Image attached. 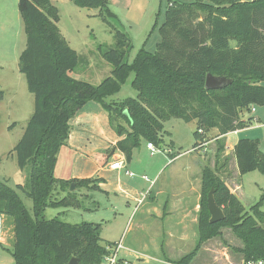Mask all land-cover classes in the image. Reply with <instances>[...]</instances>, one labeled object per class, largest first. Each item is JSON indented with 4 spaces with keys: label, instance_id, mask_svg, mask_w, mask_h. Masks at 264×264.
Listing matches in <instances>:
<instances>
[{
    "label": "trees",
    "instance_id": "trees-1",
    "mask_svg": "<svg viewBox=\"0 0 264 264\" xmlns=\"http://www.w3.org/2000/svg\"><path fill=\"white\" fill-rule=\"evenodd\" d=\"M72 1L79 8L100 9L98 16L113 29L115 47L101 50L113 67L112 75L98 86L72 78L79 55L61 33L58 8L52 0H19L27 35L20 68L34 95L35 109L12 152L18 167L27 173V181L14 189L0 180V215L12 222L14 264H70L72 259L78 264H102L117 246L103 242L101 225H72L44 216L48 208H80L77 189L101 190L98 178L63 180L54 174L59 153L68 144L71 123L88 103L101 106L107 113L112 129L124 138L115 149L129 162L143 142L160 147L163 122L169 118L196 121L198 149L212 130L225 137L250 128L251 119L242 120V111L264 105V0L246 4L233 0H168L155 53L142 49L132 64L127 62L131 42L111 22L117 20L108 0ZM131 74L135 75L132 87L138 91V98L110 100ZM209 74L225 77L232 85L208 91ZM4 96L0 91V101ZM234 155L240 176L264 171L258 140L240 139ZM201 184L199 240L195 250L177 264H191L204 243L219 237L223 228L231 229L243 242V248L237 251L244 260L264 259V196L247 212L217 171L205 168ZM212 190L225 214V219L216 224H211L208 209ZM55 192L66 196L54 198ZM21 195L32 200L31 212Z\"/></svg>",
    "mask_w": 264,
    "mask_h": 264
},
{
    "label": "rangeland",
    "instance_id": "rangeland-1",
    "mask_svg": "<svg viewBox=\"0 0 264 264\" xmlns=\"http://www.w3.org/2000/svg\"><path fill=\"white\" fill-rule=\"evenodd\" d=\"M53 1L60 10L58 26L61 33L79 55V64L70 76L94 86L100 85L112 75L113 67L103 58L101 50L115 47L113 29L98 16L100 9L79 8L72 0ZM108 2L109 10L117 20L111 22L131 42L127 62L132 64L142 49L154 54L161 41L160 28L166 18L168 0H108ZM231 45L235 46L234 43ZM26 47L27 35L20 16L18 0L0 1V91L5 94L4 99L0 101V180L14 189L19 183L23 185L26 183L27 173L18 167L17 157L12 152L23 137L35 109L34 95L29 92L27 79L20 68V57ZM134 78L135 75L131 74L120 92L110 100L120 102L128 98L137 99L138 91L132 87ZM253 109L256 112H252ZM241 118L244 121L251 119L252 127L239 131L237 135L230 133L220 141L212 130L205 135L208 145L200 146L198 149H195L194 137L197 130L196 121L186 123L180 119L169 118L163 122L164 128L160 134L163 142L157 147L159 153L151 156L146 149V143H142L129 162L130 171L136 177L127 176L124 181L135 186L144 199L151 188V183L158 179L157 188L168 194L156 199L155 205L162 216L153 219L155 224L151 229L156 233L157 239L165 244V247L162 245V249H164L163 258L166 260L171 259L176 263L182 256L190 254L196 248L199 240L196 219L198 221L201 177L205 168L217 171L230 185L232 192L239 190L240 187L239 199L247 212L262 200L264 171L259 169L243 176H236L234 151L229 153L226 149L228 152L226 154L225 147L232 150L240 139L258 140L264 154V105H255L243 110ZM122 124L127 128L124 123ZM176 157L178 158L173 164ZM226 160L227 164H225ZM54 174L59 178L56 169ZM144 176L148 177L149 182L142 178ZM21 196L31 212L32 200L24 195ZM54 196L62 199L66 194L55 192ZM76 197L81 203L80 208H48L44 214L45 218L47 220L58 218L72 225L83 223L101 225L100 236L103 242H119L124 238L126 248L131 245L134 250H138V255L128 249H122L119 253L120 257L126 258L125 260L132 264H175L157 257L159 253L151 244L140 242L136 238L135 215L140 209L139 207L135 212L137 203L87 188L77 189ZM150 198L151 193L143 201L142 207L145 205L149 207L152 203ZM166 202L168 206L164 209ZM173 202H179L178 212L173 208L169 210ZM170 211L172 216L177 213L186 215V223L175 228H173L174 221L169 222L168 225L166 218ZM261 211L264 212V203ZM1 216L5 221V237L4 242L0 243V264H14L12 252L15 241L13 237L9 238L12 222L6 216ZM169 230L173 236L177 233L178 236L184 234L185 241L181 242V238L178 242L175 241V238L167 234ZM221 233L219 237L204 243L198 252V257L191 264L241 263L243 256L237 250L243 248V242L229 228H223ZM172 246L180 253H172L170 249Z\"/></svg>",
    "mask_w": 264,
    "mask_h": 264
},
{
    "label": "crops",
    "instance_id": "crops-1",
    "mask_svg": "<svg viewBox=\"0 0 264 264\" xmlns=\"http://www.w3.org/2000/svg\"><path fill=\"white\" fill-rule=\"evenodd\" d=\"M52 3L58 8V6L54 3L53 0H52ZM18 8H19V0H18ZM254 112H256V110ZM71 125H72V131H71V134L68 140V144L66 147H63L61 149L59 156H58V160H57L56 172L59 173L60 175L59 179L82 180V179L98 178L100 179L99 187L101 189L99 192H103L104 194L108 196L114 195L117 197H122L128 202L132 201V202L137 203L135 212L137 211L139 207L140 209L137 212V215H135V218L137 220L136 238L139 239L140 242H146V243L148 242L149 244H151L154 250L159 253L157 257H160L161 259L168 261L169 263H175L171 259L166 260L165 258H163L164 249H162V245H164L165 247V244H163L162 240L157 239V235L154 231H151V229L154 228V224H155L154 223L155 221L153 219L155 217L161 218L162 216V213H160L155 203L159 198L168 195L167 193H164L163 191L157 188L159 179L156 182L154 181L151 183V188L147 194L148 196L151 193L150 200L152 203L149 205V207H147V205L142 207L143 201L146 200L147 196L144 199L142 197V194L139 191H137L135 186L129 184L130 182L127 183L126 181H124L125 177H127V175L125 174L126 170L128 171L131 170L130 164H129V161L126 159V156L119 150L115 149L118 142H120L124 138L119 137L117 133L112 129V127L110 126L109 117L107 113L102 109V107L92 102L88 103L83 109H81L76 114ZM251 125H252V122H251ZM213 132H215L218 141L225 139V137H219L218 130H213ZM238 133L239 131L234 132L235 135H237ZM143 143H146V142H143ZM204 143H206L205 139H204ZM237 143H235V145ZM147 145L148 144L146 143V149L148 152H150L152 156V153L150 150H148ZM207 145L208 143H206L205 147ZM226 149L228 150L229 153L234 151V148L230 150L229 148L225 147L226 154L228 153ZM136 150L133 151L132 157L135 155ZM177 158L178 157L174 158L173 164L176 162L175 160ZM118 159H121L124 162L126 169H122V170L111 169V165L114 162H116ZM234 160H235V165H236L235 175L239 177L240 175H239L238 168H237V162L235 158ZM232 182H235V181L232 180ZM18 185H23V184L19 183ZM238 188L239 190H236L233 192L238 198H240L241 189L240 187ZM167 202L164 205L165 206L164 209H166V207L168 206ZM178 203L179 202L171 203L169 210L173 208L175 212H178L179 210ZM199 208H200V203H199ZM171 213L172 211L169 212V215L166 218L167 224L169 222L174 221L173 228H175V227H178V225L180 224L184 225L186 223V219H187L186 215L177 213L176 215L172 216ZM196 222H198L197 219H196ZM197 229H198V223H197ZM171 233L172 232L170 230L167 231V234L170 237L175 238V241L177 242L179 241L180 238H181L180 239L181 242H184L186 239V236L184 234H181L180 236H178V233H177V235L173 236V234ZM198 236H199V231H198ZM12 237L14 238L13 227H11L9 230V238H12ZM121 241L124 244V238H122ZM121 241L119 242L106 241V242L116 244V243H120ZM128 247L127 248L125 247V249H128L131 252L136 253L138 255L139 253L138 250L136 249L134 250V248L131 247V245ZM170 249H172L171 250L172 253L173 252L180 253V251L178 249H174L173 246L170 247ZM182 258L183 256L178 261H180ZM123 259H126V258H123ZM178 261H176L175 264H177Z\"/></svg>",
    "mask_w": 264,
    "mask_h": 264
},
{
    "label": "built area",
    "instance_id": "built-area-1",
    "mask_svg": "<svg viewBox=\"0 0 264 264\" xmlns=\"http://www.w3.org/2000/svg\"><path fill=\"white\" fill-rule=\"evenodd\" d=\"M237 3H242V4H246V3H253L256 1H261V0H233ZM253 112L255 111V109L252 110ZM202 134V132H201ZM206 143H202L201 146H205ZM148 150L151 151L152 156L159 153L158 149L153 146L152 144H148L147 145ZM111 169L113 170H122V169H126L124 162L121 159H118L116 162H114L111 165ZM127 176L129 177H134L135 175L131 172L126 170L125 173ZM144 180L149 181L147 176L143 177ZM5 221L3 219V217L0 215V243L4 242V237H5ZM122 249H125L123 242L121 241L120 243H117V246L115 247V250L113 251V253L106 257L103 261L102 264H132L131 262L120 258L119 253ZM232 264V263H231ZM238 264H264V259H259V260H242L241 263Z\"/></svg>",
    "mask_w": 264,
    "mask_h": 264
},
{
    "label": "water",
    "instance_id": "water-1",
    "mask_svg": "<svg viewBox=\"0 0 264 264\" xmlns=\"http://www.w3.org/2000/svg\"><path fill=\"white\" fill-rule=\"evenodd\" d=\"M230 85H232V81L225 77H215L209 74L206 79V89L208 91H221L226 89ZM74 188L75 186H72V190H74ZM208 209L211 215V224L219 223L225 219L223 210L218 207L215 202L214 190H212L208 196ZM70 264H78V260L72 259Z\"/></svg>",
    "mask_w": 264,
    "mask_h": 264
}]
</instances>
